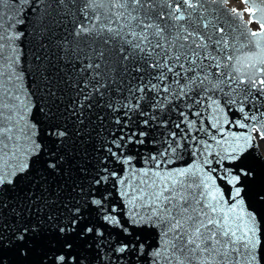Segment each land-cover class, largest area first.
<instances>
[{"label":"snow or ice","instance_id":"obj_1","mask_svg":"<svg viewBox=\"0 0 264 264\" xmlns=\"http://www.w3.org/2000/svg\"><path fill=\"white\" fill-rule=\"evenodd\" d=\"M264 0H0V264H264Z\"/></svg>","mask_w":264,"mask_h":264},{"label":"rangeland","instance_id":"obj_2","mask_svg":"<svg viewBox=\"0 0 264 264\" xmlns=\"http://www.w3.org/2000/svg\"><path fill=\"white\" fill-rule=\"evenodd\" d=\"M262 154H264V144L261 145Z\"/></svg>","mask_w":264,"mask_h":264},{"label":"water","instance_id":"obj_3","mask_svg":"<svg viewBox=\"0 0 264 264\" xmlns=\"http://www.w3.org/2000/svg\"><path fill=\"white\" fill-rule=\"evenodd\" d=\"M260 152H261V154H262L261 148H260Z\"/></svg>","mask_w":264,"mask_h":264}]
</instances>
